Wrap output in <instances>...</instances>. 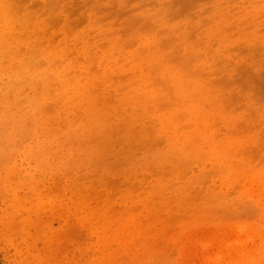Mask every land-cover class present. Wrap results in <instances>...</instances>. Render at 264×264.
<instances>
[{
    "label": "rangeland",
    "instance_id": "rangeland-1",
    "mask_svg": "<svg viewBox=\"0 0 264 264\" xmlns=\"http://www.w3.org/2000/svg\"><path fill=\"white\" fill-rule=\"evenodd\" d=\"M109 39L144 53L142 43L164 47L170 66L198 78L216 102L214 131L190 113L213 110L202 94L193 104L178 94L174 146L149 116L155 103L165 116L166 100L152 98L132 122L131 108L117 107L131 69H107L95 83L97 108L109 112L103 128L84 100L71 107L45 66L78 71ZM163 154L185 155L196 176L205 169L207 199L191 192L188 204L160 205L157 216L176 224L150 229L124 194L155 182ZM240 224L253 238L242 261L264 264V0H0V264H220L236 260L228 242ZM145 229L148 238L126 237Z\"/></svg>",
    "mask_w": 264,
    "mask_h": 264
},
{
    "label": "bare ground",
    "instance_id": "bare-ground-1",
    "mask_svg": "<svg viewBox=\"0 0 264 264\" xmlns=\"http://www.w3.org/2000/svg\"><path fill=\"white\" fill-rule=\"evenodd\" d=\"M172 30H174V29H172ZM115 38H116V36H115ZM136 45H138V44H136ZM141 47H146L147 52L146 53L141 52V51L139 52L137 49L138 46H134L131 43L122 45V44H120V42H118V40L109 39L108 46L104 48V52L101 53V56H99L98 58H94V57L91 58L92 61H91L89 66L85 65L86 66L85 67L84 65L80 64V66L78 67L79 69L77 71V70H74V67L72 64L61 63V66L65 69V72H66L65 74L63 73L64 75H62V73L59 70H57L56 72L52 71V66L50 67L51 64L50 63L48 64V62H47L46 64H48V66L47 65L45 66V63H44L45 69L43 70V72H49L50 71L51 74L53 73L52 77H54V80L57 82V86H58L57 91L59 92L58 94H64L66 96L67 101H69V103L71 104L70 105L71 107L74 106L76 101L84 100L88 105V106L86 105L87 107L84 105L87 110H92V109L96 110L97 116L95 115L96 117L93 120V124L100 127V128H103V126H104L101 123V118L105 117L109 112L107 111L108 109H106V108H97L96 101L98 100L97 99L98 93L96 94L97 91H94L95 83H97V81H98V83H100L99 82L100 80L106 79L104 72H106L107 69H109L111 72L117 71L119 73H124V74H126V72H128V70L131 69L133 77L130 79H127L125 81V83H123L125 85V89L122 90V92H120L122 94L121 98H120L121 101H120V103H117V107H119L118 105L121 104L122 107H124V109L131 108V112H132L131 114H132V120H133L132 122H135L136 120H138V123H139L140 119H138V116L140 114H142V115H144L145 113L148 114V108H149V104H150L149 100H151L152 98L158 99L159 101H161V100L165 101L166 100L167 107H165L166 108L165 110H167V113L165 116H164L162 109L160 107L162 105L161 103H155V105L152 104L154 109H153V111H151V114L149 116L151 117V119L153 121L156 122V127H157V130L159 132H163V133L170 132L169 133L170 135L167 137L168 142L164 141L165 145L174 146L176 143V140H177L178 128H177L176 124L173 123L172 118L170 116L179 112L178 107L180 106L179 105V101H180L179 98L180 97H178V94H180V95L183 94V96L185 95L186 97L191 99L192 104H193V99H194L193 97L196 96L197 94H202L206 97L205 100H208V105L211 106V108L213 110L209 111L205 115L201 111H199L197 107L191 106L190 107V113L193 115L194 119L201 116L200 119H202V122L209 124L211 126V130L214 131L215 127L213 125L212 118L214 117L215 114H218L219 109L216 108V105H215L216 102H214V99H211L210 94L204 89L205 88L204 84L201 85L200 84L201 81L198 80V78H192V77H189L188 75H186L180 69V67H177L175 65L170 66L168 54H167L165 48L160 46L159 44L153 43V42L151 44L142 43V46H139V48H141ZM57 48H59V47H57ZM56 50L58 51V49H56ZM41 53H40V55L44 56L46 58L45 60L48 59L47 57L50 56L49 54H52L51 51H46L45 53H42V54ZM86 53H87V55L91 54V50L88 49L86 51ZM44 57H43V59H44ZM54 57H55V55H54ZM126 62H131L132 64L130 63L131 64L130 66H126L127 65ZM194 62L196 64L200 62L198 57L194 58ZM143 65L146 66V72L143 71L144 70V68H142ZM82 66H84V67L82 68ZM46 67H47V69H46ZM57 68H59V66ZM81 68L83 69V71L81 70ZM77 72H79V73H77ZM52 82H53V80H52ZM118 85L120 86V85H122V83H119ZM200 86H203V87L200 88ZM117 88H119V87H117ZM170 88L177 95L176 96L177 98L174 97L175 98L174 101L170 100L171 96L168 92V90H170ZM68 89L71 90L70 94H68ZM207 93H208V95H206ZM68 96H70V97H68ZM208 96H209V98H208ZM209 99H211L210 102H209ZM122 111H124V110L122 109ZM111 116H112V114H111ZM141 119H144V118L142 117ZM102 122H104V121H102ZM167 123H168V125H167ZM166 135L167 134H165V136ZM192 164H193V162L191 160H189V158H187L185 155H180L179 157H167V156H164V154H163V155L158 156L156 158V162L154 163V165L152 167V169L155 173H157L156 172L157 170L160 171L159 175H156L157 177H156L154 183H152L148 186L146 184H144L146 186L144 188L142 185V186H140V188H137V189L126 190V192L124 194V196H125L124 198H127L126 200H128L130 202L129 206L131 208H135V209H143V210H145L146 214L149 216L150 222H149L148 227L150 229L151 228L154 229L157 226L167 228V226L169 227V225L171 226L173 223V222H170L169 219L168 220L167 219H160L157 216V213H158V211H160V209H161V211H163V208H161L162 206H160V205H163L164 208L168 207V211H169L172 209V207H171V209H169V207H170V205H172L173 202L180 201V202H184L185 204H188L186 198H187V196H189V194L191 192H196L198 195H202L204 192L206 193L205 188L203 189L200 186L204 180L205 175H204L203 171L205 169L201 168L204 170L199 171V175L196 176L193 174V171L191 169V167L194 166V164L193 165ZM230 170H232V169H230ZM234 171H236L237 175L239 174V170H234ZM234 175H235V173L231 172V174L228 176V179L229 178L233 179ZM234 179H236V178L234 177ZM237 179H238V176H237ZM258 179H259V177H258ZM258 179H257V181H259ZM238 180L240 181V179H238ZM252 180H253V178H252ZM234 182H233V184L235 185ZM239 184L241 185V183H239ZM257 185H258V183L256 184V187H257ZM253 187H255V186H253ZM142 188L144 189V190H142L143 191L142 194L137 193ZM88 190H87V192L89 193L90 191H88ZM96 190H93V191L96 192ZM165 191H168L171 194V196L167 199H165L163 197ZM242 193L243 194H241V195H244V192H242ZM245 193H246V191H245ZM204 195L205 194H203V196ZM89 196H90V194H89ZM245 196H246V194H245ZM212 198L216 199V196L212 197ZM204 199H207V197L204 196ZM164 200H165V202H164ZM85 202H87V201H85ZM180 202H178V203H180ZM160 203H162V204H160ZM108 205H110V204H108ZM135 214L136 213H134L132 215L137 216ZM179 223H181V222L179 221ZM182 223H183V221H182ZM174 224H176V223L174 222L173 225ZM184 224H185V221H184ZM177 225L179 226V224H177ZM247 228L248 227H246L245 224L244 225L240 224V225H237L235 227V230L233 229V233L235 232V234H236V235L235 234H233V235L236 236V239H235V241L232 240L228 243H229V245L232 246L231 250H234L237 253L236 260L234 259L235 261H232L233 259L231 260L227 256H226V259H224L225 257L223 256L224 261H222V263H220V264H249L250 263V260L244 261V262L242 261L244 259L243 257L247 258L244 255V253L249 251V250H247V248H248L247 246L249 245L248 242H251V243L253 242L252 241L253 238H251V241H249V239H250L249 235H247V233L245 232V230ZM142 231L143 232H142L141 236L138 234L141 231L139 232V230H137L136 233L126 234V237L131 242L132 241L131 239H133V238H138V237H141V238L147 237L148 238V236L152 235V233H153V232L152 233L148 232L147 229L142 230ZM248 231H249V228H248ZM249 232L251 233V231H249ZM117 235L121 236V235H124V233L120 234V232H119V233H117ZM155 235L153 237H155ZM151 237H149V238H151ZM153 237H152V239H153ZM250 237H252V236H250ZM234 238L235 237L233 236V239ZM257 239H258V237H257ZM125 241H127V240L125 239ZM152 241H154V240H152ZM127 242H126V244H127ZM259 242L261 243L259 245V248L261 249V248H263L262 240L260 239ZM116 243H117V241H116ZM226 247H228V246H226ZM255 248L257 249L258 247H255ZM252 249L254 250V248H252ZM250 251L252 252V250H250ZM228 252L230 253V251H228ZM215 254H213V255H215ZM246 254L249 255L251 253H246ZM218 255H219V253H218ZM220 259H221V257H220ZM209 260H210V258H209ZM212 260H214V257L211 258V261ZM216 260H218V257L215 258V261Z\"/></svg>",
    "mask_w": 264,
    "mask_h": 264
}]
</instances>
